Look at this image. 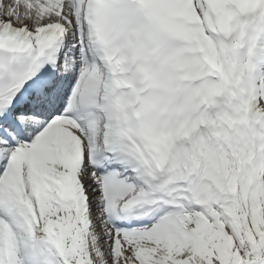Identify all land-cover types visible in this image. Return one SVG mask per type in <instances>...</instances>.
<instances>
[{
	"label": "snow or ice",
	"instance_id": "snow-or-ice-1",
	"mask_svg": "<svg viewBox=\"0 0 264 264\" xmlns=\"http://www.w3.org/2000/svg\"><path fill=\"white\" fill-rule=\"evenodd\" d=\"M0 264H264V0H0Z\"/></svg>",
	"mask_w": 264,
	"mask_h": 264
}]
</instances>
